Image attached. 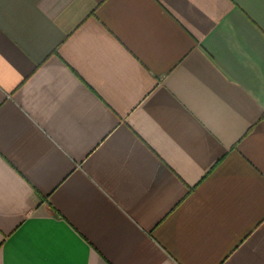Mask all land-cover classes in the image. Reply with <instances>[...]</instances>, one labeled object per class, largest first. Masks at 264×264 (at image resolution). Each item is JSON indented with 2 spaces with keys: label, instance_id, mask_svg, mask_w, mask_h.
<instances>
[{
  "label": "crops",
  "instance_id": "crops-1",
  "mask_svg": "<svg viewBox=\"0 0 264 264\" xmlns=\"http://www.w3.org/2000/svg\"><path fill=\"white\" fill-rule=\"evenodd\" d=\"M0 264H264V0H0Z\"/></svg>",
  "mask_w": 264,
  "mask_h": 264
}]
</instances>
